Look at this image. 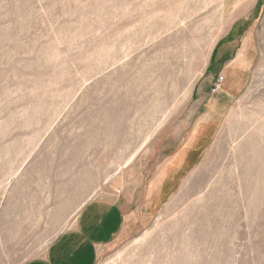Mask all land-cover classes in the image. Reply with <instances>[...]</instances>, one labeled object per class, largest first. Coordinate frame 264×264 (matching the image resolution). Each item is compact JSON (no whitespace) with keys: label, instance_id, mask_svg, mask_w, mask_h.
I'll list each match as a JSON object with an SVG mask.
<instances>
[{"label":"rangeland","instance_id":"374dc122","mask_svg":"<svg viewBox=\"0 0 264 264\" xmlns=\"http://www.w3.org/2000/svg\"><path fill=\"white\" fill-rule=\"evenodd\" d=\"M101 198L96 264H264V0H0V264Z\"/></svg>","mask_w":264,"mask_h":264},{"label":"crops","instance_id":"0c3cea01","mask_svg":"<svg viewBox=\"0 0 264 264\" xmlns=\"http://www.w3.org/2000/svg\"><path fill=\"white\" fill-rule=\"evenodd\" d=\"M122 222L123 214L114 202L104 198L91 201L40 257L24 264H96L101 250L117 236Z\"/></svg>","mask_w":264,"mask_h":264},{"label":"built area","instance_id":"2783aa9c","mask_svg":"<svg viewBox=\"0 0 264 264\" xmlns=\"http://www.w3.org/2000/svg\"><path fill=\"white\" fill-rule=\"evenodd\" d=\"M223 80L224 78L222 76L218 78L214 91H217L220 88V84H222Z\"/></svg>","mask_w":264,"mask_h":264}]
</instances>
